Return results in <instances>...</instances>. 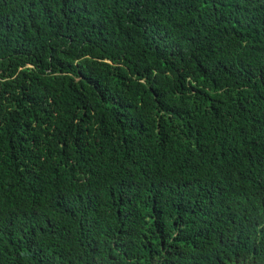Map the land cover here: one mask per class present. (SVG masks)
Listing matches in <instances>:
<instances>
[{"label": "trees", "instance_id": "1", "mask_svg": "<svg viewBox=\"0 0 264 264\" xmlns=\"http://www.w3.org/2000/svg\"><path fill=\"white\" fill-rule=\"evenodd\" d=\"M0 264H264V0H0Z\"/></svg>", "mask_w": 264, "mask_h": 264}]
</instances>
